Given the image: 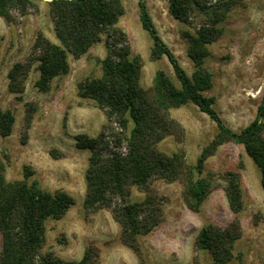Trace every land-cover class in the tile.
Returning <instances> with one entry per match:
<instances>
[{
    "label": "rangeland",
    "instance_id": "rangeland-1",
    "mask_svg": "<svg viewBox=\"0 0 264 264\" xmlns=\"http://www.w3.org/2000/svg\"><path fill=\"white\" fill-rule=\"evenodd\" d=\"M140 0H122L125 14L118 28L129 39L134 56L140 55L144 68L140 86L149 89L156 72L165 70L179 85L174 70L165 57L151 58L153 39L140 19ZM154 25L178 61L192 78L195 66L189 57L188 36L208 22L200 7H192L189 23L175 19L170 13V0H145ZM227 19L219 25L221 38L209 46L205 68L213 76V87L204 93L215 98V109L235 132L248 128L257 118L264 102V0H237ZM51 0H35L28 15H15L8 23L0 17V110H13L16 123L9 137L0 136V155L6 164L10 182L24 180L26 169L35 175L49 192L62 190L75 200L74 206L61 220L46 224V242L42 254H53L67 262L80 261L89 247L100 251L99 264H212L208 251L197 247L200 231L215 225L228 228L236 219L225 193L224 178L229 173L241 175L244 210L239 216L242 238L236 243L237 259L233 264H264V192L261 173L247 155L244 146L224 143L208 159L204 178L214 180V188L199 213L185 203L182 182L155 181L150 191L164 200V221L149 235L140 238L141 258L121 242V227L111 210H87L86 174L90 151L77 148V137L97 138L108 127L105 113L96 104L78 94L81 83L101 78L102 61L107 55L108 36L80 59L70 57V73L56 78L49 92L36 87L40 73L35 64L26 81L24 94L8 90V75L13 66L31 56L37 37L42 34L58 44L50 16ZM203 6L217 0H201ZM28 103L37 105L32 126L25 135V110ZM171 115L184 128L180 138L168 137L158 150L172 156L184 152L189 165L195 166L202 150L217 136L218 127L198 107L188 104ZM110 133H118L113 124ZM108 131V130H107ZM106 131V132H107ZM146 193L133 188L130 203H140ZM2 234L0 232V252Z\"/></svg>",
    "mask_w": 264,
    "mask_h": 264
},
{
    "label": "trees",
    "instance_id": "trees-1",
    "mask_svg": "<svg viewBox=\"0 0 264 264\" xmlns=\"http://www.w3.org/2000/svg\"><path fill=\"white\" fill-rule=\"evenodd\" d=\"M34 1L0 0V17L8 23L13 22L16 14L24 17L34 8ZM236 2L217 0L215 5L206 7L201 0H170L171 15L183 23H189V12L194 6L200 7L208 18L195 36L187 37L188 54L195 66L190 78L159 35L146 1H139L142 27L153 39L151 58L160 61L166 57L179 85L165 70H159L149 89L140 86L143 58L132 54L128 36L117 27L125 14L122 0H51L50 16L58 44L40 34L27 61L15 64L9 72L8 90L20 96L38 64L40 76L36 87L41 92H49L56 78L70 73V57L80 59L102 42L103 35L108 36L101 78L88 79L78 87L79 97L93 101L109 122L97 138L79 136L76 139L79 150L91 152L85 208L111 210L121 227L122 244L140 258V238L152 233L164 221V200L150 191L151 184L158 180L182 182L186 205L199 213L215 182L203 177L206 163L222 144L234 142L244 146L260 170L264 192V102L256 120L248 128L235 132L215 109L216 99L204 95L213 87V76L204 66L210 54L209 46L221 38L223 30L219 25L237 6ZM188 104L198 107L218 127L217 136L202 150L195 166L187 163L183 151L167 156L158 150L166 138L183 137L184 128L171 112ZM37 109L35 103L26 105L25 135ZM15 123L13 110H0L1 137L11 136ZM113 124L120 132L110 133ZM34 175L27 168L24 180L8 181L6 164L0 155V264H99L100 251L96 247H89L83 258L75 262L42 254L47 222L63 219L75 200L62 190L52 193L43 189L36 180L29 183ZM224 180L227 183L224 190L236 219L226 229L215 225L204 227L197 239V247L211 254L212 264H233L237 259L235 246L243 234L239 220L244 210L241 175L229 173ZM133 188L146 193L144 201L129 202ZM141 264L144 263L141 261Z\"/></svg>",
    "mask_w": 264,
    "mask_h": 264
}]
</instances>
